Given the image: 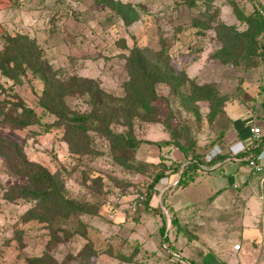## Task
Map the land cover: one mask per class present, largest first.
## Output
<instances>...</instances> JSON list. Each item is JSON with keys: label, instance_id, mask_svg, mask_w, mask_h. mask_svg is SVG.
<instances>
[{"label": "rangeland", "instance_id": "obj_1", "mask_svg": "<svg viewBox=\"0 0 264 264\" xmlns=\"http://www.w3.org/2000/svg\"><path fill=\"white\" fill-rule=\"evenodd\" d=\"M120 1L131 3L139 13L130 25H124L120 17L111 16L103 0H24L25 5L18 7L23 17H19L22 13L18 17L30 26L24 21L19 25L17 18L0 19V48L5 33L25 32L44 50L59 78L65 82L74 77L88 78L110 95L122 97L125 94L123 83L129 76L123 56L129 51L118 46L119 39L123 38L128 47L151 50L165 47L177 71L183 70L197 84L216 85L221 96L227 99L224 111L211 122L210 103L198 101L199 116L196 117L180 105L166 84H158L159 97L152 102L156 121H134L135 136L150 142L129 150V166L114 161L106 140L99 133L91 131V145L97 154L82 155L63 140L62 129L47 131L43 125L15 129L0 122V136L16 141L28 160L46 168L66 197L87 202L96 211L72 214L65 222L61 213V217L53 218L52 226L40 220L41 215L37 214L26 221L23 215L28 210L46 205L32 195L22 197L19 189L28 185L26 178L15 174L0 154V264H28V257L43 252L50 253L56 264H206L205 257H211L215 264H226L220 259L223 248L229 255L236 256L229 260L230 264H264V212L257 215L260 235L243 244L237 234L241 229L233 224L245 217L243 209L227 217L216 215L215 220H209L205 214L201 220L190 219V224L182 226L181 234L177 226L171 224L168 207L162 197L158 198L159 190L155 194L158 198L154 201L155 207L150 204V209H145L141 202L134 211L127 208L132 199L144 196L156 172L170 162L184 160V153L175 142L190 149L195 143L200 147L206 145L210 134L214 137L228 128L230 118L241 116L247 109L246 104L253 103L252 98L259 95L260 89L264 90L262 48L258 47L257 56H251L245 65L223 62L215 56L223 45L222 24L235 26L238 31L247 28L245 22L236 18L231 0H210L211 17L206 19L207 28L192 25L204 18L205 0L192 6L187 0ZM233 1L245 15L252 12L256 2ZM261 1L264 4V0ZM1 82L7 89L0 90V99L15 92L42 115L37 105L42 89L40 81L32 80L29 84L24 78L12 89L9 88L11 80L2 77ZM64 100L72 110L87 112L91 109L88 95L76 88L75 93L65 95ZM51 120L52 117H42L43 122ZM119 122L111 125L116 131L125 129V122ZM161 140L169 142L157 145ZM161 182L156 184L159 189ZM259 191L264 193V187ZM51 202V206L44 207L43 216L50 215L49 209H57L56 215L60 214L62 204L59 206L55 198H51ZM163 224H166L169 240L165 243L159 231ZM258 228L255 225V229ZM236 243L240 244L238 250L233 248ZM90 249L94 256L86 259L82 254L79 257L81 251Z\"/></svg>", "mask_w": 264, "mask_h": 264}, {"label": "trees", "instance_id": "obj_2", "mask_svg": "<svg viewBox=\"0 0 264 264\" xmlns=\"http://www.w3.org/2000/svg\"><path fill=\"white\" fill-rule=\"evenodd\" d=\"M187 1L188 5L192 6L196 5L199 0ZM254 1L256 2L252 12L245 15L231 0L236 18L245 22L247 28L244 31H238L235 26L222 24L220 34L222 35L221 42L223 45L217 52L218 55L215 56L223 62L233 61L245 65L250 61L251 56H257L258 47L262 48L261 56L264 60V15L259 11V8L264 9V4L261 0ZM205 2V16L202 20H196L197 22L192 24L194 27H208L205 22L206 19L211 17L209 7L212 1L205 0ZM103 4L109 8L111 16L120 17L124 25H130L139 17L137 9L129 2L103 0ZM117 43L120 48L129 51L128 55L123 56L126 59V69L129 76L123 83L125 94L122 97L110 95L99 87L95 81L88 78L74 77L70 82H65L56 75L44 50L38 45L35 38L18 31L14 34L5 33L0 48V90L6 91L7 89L1 82L2 77L12 81L10 89L21 84L24 78L29 84L32 80L40 81L42 89L38 95L37 105L42 109V115H39L33 107L29 106L14 92L11 95L7 94L8 96L4 95V98L0 99V115H2L0 122L15 129H24L32 125H43L47 131L51 128L62 129L63 140L74 152L82 155L97 154V151L91 145L93 141L91 131L99 133L106 140L114 161L120 165L129 166L127 164L129 150L138 148L144 142H150L149 140L138 139L135 136L134 121L136 119L149 122L156 121L155 107L152 102L159 97L158 84H166L170 92L178 98L180 105L196 117L199 116L196 107L198 101H208L210 103L209 118L211 122L216 119L219 113L224 111L223 107L227 99L225 96H221L216 85L197 84L183 70L177 71L171 65L165 47H160L157 50H151L147 47H128L123 38L119 39ZM30 87L32 88V86ZM75 88L82 94H87L90 98L88 103L91 109L89 111H75L66 105L65 95L74 94ZM10 97H14V100ZM10 110L12 112H9ZM44 116L52 117V120L43 122L42 117ZM119 121L125 122V129L116 131L111 125L120 123ZM168 142V140H161L157 142V145H165ZM216 142V139L212 140L210 145H214ZM175 145L184 153L185 158L183 161L185 164L181 167L182 162H170L167 166L163 165L164 168L153 175L147 186V192L144 193L143 203L145 209H150L151 198L157 194L156 184L166 179L169 174L177 173L179 175L176 184L178 187H186L198 176L204 160L203 156L197 153L196 143L192 149H190V146H183L178 142H175ZM263 145L264 134L237 155L243 158L247 156L257 158L261 150L260 147ZM0 154L9 163L15 174L26 178L28 185L21 186L19 189L22 197L32 195L48 207L52 204L51 198H55L59 202V206L62 204L63 208L60 209L59 215H56L55 211L57 209H49L50 215L48 217L43 216L46 213L44 211L46 206L32 208L23 215L26 221L35 218L37 214V216L41 215L40 220H45L52 226L53 218L61 217V213H63L62 221L64 222L72 214L96 213L89 203L66 197L64 190L54 183L52 174L41 165L28 160L16 141L0 136ZM223 156L226 155L218 152L211 161L215 162L219 158L222 159ZM161 162H163L162 159ZM16 190L18 191V189ZM7 198L11 199L10 196H7ZM168 212L171 224L176 225L177 220L170 213V209H168ZM55 227L57 228L58 225ZM58 229L60 228L58 227ZM62 229L65 230V228ZM159 231L162 242H168L166 224H163ZM80 253L79 257L83 254L86 259L95 255L91 249L83 250ZM27 263L56 264L53 261V256L48 252H43L39 256L28 257Z\"/></svg>", "mask_w": 264, "mask_h": 264}, {"label": "crops", "instance_id": "obj_3", "mask_svg": "<svg viewBox=\"0 0 264 264\" xmlns=\"http://www.w3.org/2000/svg\"><path fill=\"white\" fill-rule=\"evenodd\" d=\"M23 1L0 0V19L6 18L7 20H12L17 18L18 21L19 17H23V12L19 9L23 7L22 5H25ZM10 5H13L16 9L10 8ZM20 13H22V16H19ZM22 21H24L23 18L18 21L19 25ZM24 24L30 26L25 21ZM252 99L253 103L249 102L251 105L246 104L247 109L245 108L242 112V115L245 114V117L241 115L242 117L230 118L231 124L228 128L222 129L217 136L213 137L210 134L206 145L197 146V153L203 156L204 163L193 182L186 187H178L176 184L179 175L175 173L169 174L161 182V189L158 188V184L155 186L160 193L158 198L162 197V202L165 203L168 209H170V213L177 220L176 229H178L179 233L183 234L181 228L187 223L190 224V219L195 221L201 220L205 217L203 216L205 214L210 218L209 220H215L216 215L227 217L235 210L243 209L245 211L244 214H246L244 215L245 217L242 218V221L239 218L233 223L238 227V230L241 229L238 231L239 233L237 232L240 235L241 242L248 244L249 240L254 239L255 235H260L259 223L257 221L259 218L258 213L261 212L262 214L264 212V203L262 202L264 200V193L261 194L259 191V188L264 187V173H261L264 170V145L260 147L261 150L257 155V162L263 166V170L260 172L255 171L247 165L243 157L236 159L232 158L229 154V145L233 144V148H240L241 145L248 143L246 124L253 123L259 125L264 134V90L260 89L259 95ZM229 103H227V106H229ZM257 108H259L258 112L256 111ZM252 111L255 113L253 114ZM215 139L217 142L214 145H210L212 140ZM220 151L226 156L215 160V162L207 161L203 155L205 152L218 153ZM181 162L182 167L185 162ZM257 173H261V175ZM156 197L153 195L151 198L150 204L152 207L157 205L154 204L156 203L154 201L158 200ZM212 210L213 213H211ZM220 224L223 226L222 223ZM205 225L208 224L205 222ZM255 225H257L259 232L255 229ZM254 243L256 244V242ZM222 250L225 251L221 252L222 257L219 258L223 263L230 264L228 263L229 260L235 259L236 256L229 255L227 253L228 250L224 248ZM203 260L206 264L216 263L211 257H205ZM218 260L216 259V261ZM201 263L204 264L203 262Z\"/></svg>", "mask_w": 264, "mask_h": 264}, {"label": "built area", "instance_id": "obj_4", "mask_svg": "<svg viewBox=\"0 0 264 264\" xmlns=\"http://www.w3.org/2000/svg\"><path fill=\"white\" fill-rule=\"evenodd\" d=\"M259 11L261 14L264 15V9L259 8ZM246 130L248 131V143H245L244 145H241L240 148H233V144L229 145V154L231 155L232 158L240 159V157L237 155L239 152L244 151L246 148H248V145H250L252 142L260 139L263 136V131L262 128L253 123H248L246 124ZM221 152V151H220ZM204 157L207 161H211L214 156L217 155V152L211 153V152H205ZM248 165H250L252 168H254L257 172H260L263 170V166L257 162V158H254L252 156H247L243 158ZM144 196L139 195L138 198L132 199L130 202L127 204V208L129 211H134L137 209V207L143 202ZM233 248L235 250H238L240 248V244L236 243L234 244Z\"/></svg>", "mask_w": 264, "mask_h": 264}]
</instances>
